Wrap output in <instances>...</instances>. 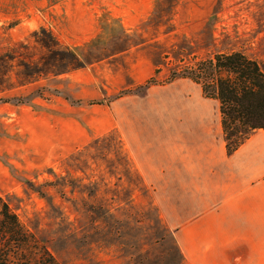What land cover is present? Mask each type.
Masks as SVG:
<instances>
[{
  "label": "rangeland",
  "instance_id": "1",
  "mask_svg": "<svg viewBox=\"0 0 264 264\" xmlns=\"http://www.w3.org/2000/svg\"><path fill=\"white\" fill-rule=\"evenodd\" d=\"M234 51L264 68V0H0V195L63 264H186L181 214L215 191L146 170L222 145L186 72ZM190 234L264 264V232Z\"/></svg>",
  "mask_w": 264,
  "mask_h": 264
},
{
  "label": "crops",
  "instance_id": "2",
  "mask_svg": "<svg viewBox=\"0 0 264 264\" xmlns=\"http://www.w3.org/2000/svg\"><path fill=\"white\" fill-rule=\"evenodd\" d=\"M258 131L233 154L227 151L223 133L222 145L215 151H189L186 155L183 149L178 148L168 154L162 153L157 159L162 167L150 168L139 162L143 168L151 169L146 170V176L153 178V184L189 186L201 183L204 191H215V198L211 202H208L210 198L207 196L202 207L194 211L193 206L187 207V213L181 214L189 218L176 228L186 264H236L235 246L230 248L233 250L230 252L224 243L214 245L201 237L197 241L191 238L190 233L197 239L199 233L218 232L223 234L224 239V234L228 232L248 233L254 229L264 232L261 228H264V147L259 143L264 130ZM135 157L140 159L137 152ZM144 158L152 160L146 155ZM230 169H235V172L231 171L234 174L231 177L226 175ZM224 171L227 177L224 176L220 182H216L217 179L210 180L215 177L214 174L222 176ZM244 239L249 241V238ZM257 247L260 248L259 244ZM220 256L222 261H219ZM225 258L229 260L226 262Z\"/></svg>",
  "mask_w": 264,
  "mask_h": 264
},
{
  "label": "trees",
  "instance_id": "3",
  "mask_svg": "<svg viewBox=\"0 0 264 264\" xmlns=\"http://www.w3.org/2000/svg\"><path fill=\"white\" fill-rule=\"evenodd\" d=\"M56 45L59 44L54 42ZM68 52L73 54L74 50ZM80 63L73 64L81 66ZM186 73L201 85L206 97L219 101L229 154L236 152L254 131L264 130V68L257 60L240 51L221 53L199 61ZM0 264H63L46 243L25 227L1 195Z\"/></svg>",
  "mask_w": 264,
  "mask_h": 264
}]
</instances>
